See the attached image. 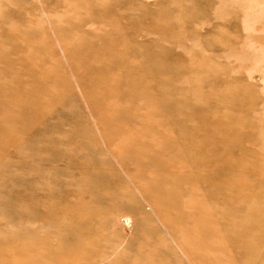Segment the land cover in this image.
I'll use <instances>...</instances> for the list:
<instances>
[{
  "label": "rangeland",
  "instance_id": "1",
  "mask_svg": "<svg viewBox=\"0 0 264 264\" xmlns=\"http://www.w3.org/2000/svg\"><path fill=\"white\" fill-rule=\"evenodd\" d=\"M0 264H264V0H0Z\"/></svg>",
  "mask_w": 264,
  "mask_h": 264
},
{
  "label": "bare ground",
  "instance_id": "2",
  "mask_svg": "<svg viewBox=\"0 0 264 264\" xmlns=\"http://www.w3.org/2000/svg\"><path fill=\"white\" fill-rule=\"evenodd\" d=\"M171 165V164H170ZM171 169V168H170ZM173 171V170H172ZM174 172V171H173ZM170 174V173H169ZM171 176H172V174H171ZM170 181V180H169ZM186 184H188V183H186ZM166 185H168V184H166ZM177 186V185H176ZM178 187V186H177ZM181 187V186H180ZM190 187H192V185L190 186ZM164 188V187H163ZM167 188H169V186L167 187ZM171 188V187H170ZM163 190V189H162ZM179 191H181V190H179ZM164 192V191H163ZM162 192V193H163ZM166 192V191H165ZM197 193V192H196ZM199 194V193H198ZM164 195H165V193H164ZM198 196V195H197ZM165 197V196H164ZM168 199V198H167ZM201 203V202H200ZM174 205V204H173ZM204 205V204H203ZM186 206V205H185ZM182 215V214H181ZM195 217V216H194ZM180 219V218H179ZM198 220V219H197ZM186 222V221H185ZM188 223V222H187ZM197 223V222H196Z\"/></svg>",
  "mask_w": 264,
  "mask_h": 264
}]
</instances>
